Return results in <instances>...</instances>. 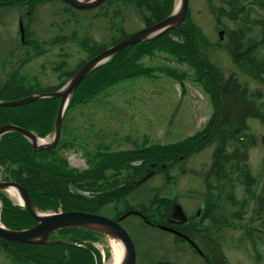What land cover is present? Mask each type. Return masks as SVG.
<instances>
[{
	"label": "trees",
	"instance_id": "trees-1",
	"mask_svg": "<svg viewBox=\"0 0 264 264\" xmlns=\"http://www.w3.org/2000/svg\"><path fill=\"white\" fill-rule=\"evenodd\" d=\"M5 1L10 4L25 0ZM28 1L40 3L46 0ZM118 1L132 2L143 14L148 12L149 14L145 15L146 25L166 18L175 5V0ZM254 1L228 0L227 8L221 7L215 12L218 20L226 16L236 21L235 29L227 30L232 41L233 57L247 72L264 81V16L253 6H249L255 3ZM256 2L264 9V0ZM199 30L189 14L181 28L170 30L150 41L136 43L116 54L81 82L73 93L66 112L122 80L149 74L150 68L144 67L141 58L155 50L165 49L178 61L194 67L200 75V80L206 82L208 90L214 95L215 112L205 129L194 136L166 144L144 145L120 151L98 149L90 154L89 166L82 170L71 166L68 158L59 153L61 147H73V141L61 139L55 148L37 151L20 133L8 132L0 137V172L3 171L2 167L8 170L7 175L0 178L22 184L40 210H83L101 213L106 206L116 201L126 202L125 210H130L134 207L129 204L127 196L139 187H131V184L142 177L152 164L158 170H166L211 142L214 145V153L206 172L207 197L203 222L213 226L214 230L207 229L205 225L206 229L199 231H203L204 237L212 238L215 250L221 255L220 264L227 263L224 256L227 246L224 228L243 229L237 240L232 239L229 242L230 245L246 250L252 248L262 254L264 175L258 178L250 168V150L256 143V136L251 131L248 120L258 118L264 123V93L259 89H252L235 73L223 75L202 57L197 41ZM172 34L181 36L183 40L175 42ZM86 47L91 52L88 59L67 74L63 69L66 64L65 56L60 55L63 57L62 65H58L56 69L67 75L60 85L44 89L26 88L10 81L1 88L0 100H14L33 92L58 90L83 64L107 48L96 44ZM167 72L176 76L171 69ZM60 101V98H45L19 106H0V125L17 124L34 131L40 137H45L54 130ZM64 130L63 127V132ZM262 169L264 170V164ZM123 170L127 171L126 175L122 174ZM239 186H244L245 189L241 199L236 197ZM0 201L1 219L7 227L23 229L36 223L27 209L14 204L2 191ZM251 201L257 202V205L247 216ZM153 203L156 204L152 201L151 206ZM161 205L156 204V207ZM165 206L170 214L171 201ZM147 214L151 220H155L150 217V213ZM163 223H167V220L164 219ZM57 233L55 236L68 240L70 244L47 245L6 241L7 245L12 246L11 250H15L12 252L15 257L9 254L17 261H32L36 264H95V258L100 255L93 245V242L100 239L98 233L82 228H66ZM38 247L42 249L37 250Z\"/></svg>",
	"mask_w": 264,
	"mask_h": 264
},
{
	"label": "rangeland",
	"instance_id": "rangeland-1",
	"mask_svg": "<svg viewBox=\"0 0 264 264\" xmlns=\"http://www.w3.org/2000/svg\"><path fill=\"white\" fill-rule=\"evenodd\" d=\"M254 2L249 6L264 16V9L256 0ZM227 3L228 0H190L191 20L200 29L197 35L200 55L223 75L235 73L252 89L264 93V81L251 75L234 59L228 34L225 32L220 37L222 23L228 28L236 27V21L229 17L217 19L215 10L227 8ZM26 10V7L19 6L0 7V90L10 81L26 88L44 89L60 85L67 76L64 72L76 70L88 59L91 52L87 45L109 47L122 37L146 27L145 15L149 14H143L132 2L109 1L91 10L78 11L67 8L59 0H46L37 7V32H27L24 43L19 31V18ZM31 18L23 17L25 22ZM171 36L175 42L183 40L181 36ZM61 54L65 56L66 63L62 74L56 69L62 65ZM140 61L144 67L150 68L149 74L122 80L67 110L61 139L75 144L73 147H61L59 153L68 158L71 166L81 170L87 168L90 154L98 149L120 151L166 144L194 136L205 129L215 112V97L206 82L200 80L198 71L188 63L178 61L165 49L155 50ZM168 69L173 70L176 76L170 75ZM248 122L256 136L249 164L253 174L261 178L264 175V123L258 118H251ZM213 153L214 145L210 142L166 170H157L127 196L129 204L151 207L147 211L150 217L156 218L165 214L156 204L151 206L152 200L159 194L167 197L176 195L193 216L192 220L199 222L203 214L201 212L197 216L195 213L205 204V174ZM2 170L1 178L8 173L3 167ZM122 174L126 175L127 171L123 170ZM244 194V186H239L236 197L241 199ZM256 205L255 201L249 203L247 216ZM123 208L122 202L116 201L106 206L101 214L118 216L116 211ZM123 224L136 245V264L164 261L173 264L221 263L213 243L202 237L196 238V242L204 255L193 251L188 243L176 244L172 234L155 229L137 215L125 217ZM223 230L227 240L224 255L229 264H264V247H261L262 254H256L253 249L229 244L232 239H238L242 228ZM11 247L0 239V264H36L12 258L15 250ZM104 248L112 250L108 241ZM36 249L41 250L42 247ZM97 259L101 261V255L95 258V264Z\"/></svg>",
	"mask_w": 264,
	"mask_h": 264
},
{
	"label": "water",
	"instance_id": "water-1",
	"mask_svg": "<svg viewBox=\"0 0 264 264\" xmlns=\"http://www.w3.org/2000/svg\"><path fill=\"white\" fill-rule=\"evenodd\" d=\"M77 10H91L100 7L107 0H62ZM189 10V0H175L173 11L164 19L149 25L137 32L123 38L118 43L101 51L93 58L83 64L75 74L58 90L52 92H33L28 96L14 100H0V106H19L30 102L45 98H60V105L55 118L54 130L45 137H40L34 131L13 123H4L0 125V137L8 132H18L23 135L37 151L50 150L55 148L62 136L63 118L70 99L79 87L81 82L97 67L108 62L113 56L123 50L133 46L136 43L150 41L164 33L181 28V24L185 21ZM223 31L220 32L222 37ZM24 32H22V38ZM36 140L40 143L35 142ZM154 171H150L142 178L138 179L135 184L143 183L153 175ZM10 189L16 190L21 195L22 202H16L10 193ZM0 191L7 193L15 203L26 208L37 223L31 227L23 229H11L4 225L0 219V238L28 244H70L68 240L61 238H53L52 233L66 228H82L105 235L106 239H114L121 242L124 246L125 254L119 264H135L137 258L136 247L131 235L122 226V224L107 216L82 211H43L40 210L33 199L30 197L29 191L20 183L15 181L0 180ZM139 214L138 211H129L124 216L130 214ZM173 217L180 219L181 222L187 220L186 213L178 203L173 205ZM146 220V217H144ZM171 231H175L169 227H164ZM178 233V232H177Z\"/></svg>",
	"mask_w": 264,
	"mask_h": 264
},
{
	"label": "flooded vegetation",
	"instance_id": "flooded-vegetation-1",
	"mask_svg": "<svg viewBox=\"0 0 264 264\" xmlns=\"http://www.w3.org/2000/svg\"><path fill=\"white\" fill-rule=\"evenodd\" d=\"M60 2L66 4L67 8H71V9H75L73 7H71L70 5H68L67 3H65L64 1L62 0H59ZM116 2H119L118 0H114ZM45 2H41V3H30L28 0H25L24 2H15V3H10V4H7V2L5 0H0V7H7V6H19V7H26V11L24 12L25 14H22L23 16H20L19 18V31L21 32V39H22V42H26L25 40V37L24 39L22 38V32H37L36 29H35V26H37V21L36 20V14H37V7L41 4H44ZM76 10V9H75ZM80 11V10H78ZM24 15L26 16H31L33 18L29 19L27 22L24 21L23 17ZM4 31V30H2ZM26 35V34H25ZM148 170V169H147ZM152 170V168H151ZM155 170L157 171V168L155 167ZM150 171V170H149ZM155 171V172H156ZM171 179V178H170ZM143 184V183H142ZM139 186H142V185H139ZM175 197V198H174ZM176 197H177V200H176ZM170 198H174L172 200V206H173V203L175 201H178V203H180L185 211V213L187 214V220L184 221V222H181L179 219H172V214L170 216L167 215L168 213V209L167 207L165 206L167 202H169L168 199ZM157 204H162L161 207H157L158 209H161L162 208V213H164L165 215H161V217L158 215L156 216L155 219H158L157 220H152L150 222H147L146 220H144L143 216L146 215L148 216V211L147 209H143V211L139 210L142 214L141 215H137L139 216L145 223H147L148 225L154 227L155 229H159V230H163V231H166V232H169L170 234H172L176 239H175V243H181V244H186L188 243L191 247V249L193 251H196L198 254H201V255H204V253H202V250L201 248L199 247L198 243L196 242V238L198 237H202L204 238L203 236V231L202 233L199 231V228H198V225H204L205 222H196L193 219V216L191 215V213H188L187 210H186V207L184 206V204L181 203V201L179 200L178 196H169L167 198L166 195H158L155 199ZM171 201V200H170ZM180 201V202H179ZM113 203H111L109 206H111ZM204 207L205 205L203 206V208H200L198 210H196V213L195 215L199 216L200 213L202 212L203 214V211H204ZM113 212V210H112ZM117 212V211H116ZM103 215H106V214H103ZM123 214H121L120 216H109V215H106L112 219H115V220H119L120 223L125 227V229L127 230L126 226L123 224V219H121V216ZM203 217V215H202ZM201 217V218H202ZM166 219L168 224L166 223H163V220ZM161 221V222H159ZM162 226H168V227H171L179 232H181V234H178V233H175V232H172V231H169V230H166V229H163ZM99 237L100 239L102 240L104 237L99 234ZM104 240V239H103ZM207 240H209L210 242H212V238L210 237H207ZM5 245H7V242L6 241H3ZM211 257H213V254L211 255ZM159 264H173V263H167V262H157ZM157 263H151V264H157ZM176 264V263H174Z\"/></svg>",
	"mask_w": 264,
	"mask_h": 264
},
{
	"label": "bare ground",
	"instance_id": "bare-ground-1",
	"mask_svg": "<svg viewBox=\"0 0 264 264\" xmlns=\"http://www.w3.org/2000/svg\"><path fill=\"white\" fill-rule=\"evenodd\" d=\"M35 142L40 143V141L36 140ZM10 193L16 202H22L21 195L14 189H10ZM109 242L112 245V257L110 263L108 264H119L122 257H124L125 250L124 246L121 242H117L114 239H109Z\"/></svg>",
	"mask_w": 264,
	"mask_h": 264
}]
</instances>
